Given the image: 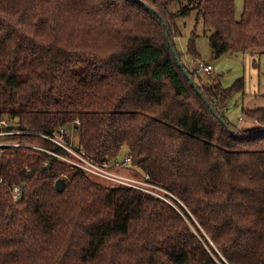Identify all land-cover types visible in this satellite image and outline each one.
<instances>
[{
    "label": "trees",
    "instance_id": "16d2710c",
    "mask_svg": "<svg viewBox=\"0 0 264 264\" xmlns=\"http://www.w3.org/2000/svg\"><path fill=\"white\" fill-rule=\"evenodd\" d=\"M176 1L0 0V120L14 131L0 136V264H264V106L243 108L254 128L232 123L245 79L224 86L183 61L200 56L195 34L176 47ZM195 3L214 55L264 52V0L239 18L236 0ZM61 127L99 162L126 149L174 204L65 178L49 150L67 151L47 137Z\"/></svg>",
    "mask_w": 264,
    "mask_h": 264
},
{
    "label": "rangeland",
    "instance_id": "374dc122",
    "mask_svg": "<svg viewBox=\"0 0 264 264\" xmlns=\"http://www.w3.org/2000/svg\"><path fill=\"white\" fill-rule=\"evenodd\" d=\"M236 4H237L236 11L238 16V13L243 11L244 0H236ZM186 8H188V11L185 10ZM170 9L174 13H177L176 22L181 31V34L175 37V43L178 51L180 53L185 52L183 51V49L187 48V43L189 41L190 36L192 34H195L196 48L199 53L200 59L206 63H212L214 66V69L208 74L206 71L200 70L202 72L201 75L203 76V78L219 76L224 86H230L240 77H245L246 75L245 73H247L246 62L251 65V53L250 52L234 53L228 51L219 57L214 55L212 46L210 44V35L212 32V28L205 26L202 17L199 15V8L196 5L195 0H192L190 2L189 0H177L176 2L170 5ZM262 53L263 52H260L259 54ZM193 59L194 57L192 58L186 53L183 54L184 62L186 61L188 63L189 61L195 67H197L198 63L195 62ZM261 72H262L261 73L262 76H261L260 88L258 90L259 94L255 95L254 92L250 93L249 89L245 90V93L238 92L233 98L229 100L227 104L229 117L232 123L236 124L238 127H240L242 123V121L239 120V117L241 115L245 117L244 118L245 123L248 121L247 117L249 116H247L244 113L243 111L244 107H256V106L264 105V54L262 56ZM245 89L247 88L245 87ZM230 113L232 114L231 116ZM6 121L9 125V121L7 119ZM3 129H8V126L5 127L0 125V131H2ZM68 134H70V136L72 137L73 143L77 144L78 135H79L78 131H76L73 127H69ZM0 136H4V134H0ZM125 153H126V149L123 150L121 158H124L126 156ZM75 169L77 168L72 166L71 168L68 169L66 173H64L63 176L69 179ZM116 171L122 173L123 175L132 176L137 179H141L143 175L149 174V173L143 174L142 170L138 166L133 165L132 163H130L128 166H124L119 169H116ZM91 177L98 180V182L102 184H106L109 186L118 185L116 184V182H114L111 179H106L98 176H91ZM153 182L155 184H158L155 181ZM159 192L161 196L164 197V198L162 197L163 199L174 204L173 202L165 198V195L168 193V190L162 188L161 190H159ZM211 244L213 243L211 242ZM222 258L224 260L223 262L218 260L220 264H230L223 256Z\"/></svg>",
    "mask_w": 264,
    "mask_h": 264
},
{
    "label": "built area",
    "instance_id": "2783aa9c",
    "mask_svg": "<svg viewBox=\"0 0 264 264\" xmlns=\"http://www.w3.org/2000/svg\"><path fill=\"white\" fill-rule=\"evenodd\" d=\"M193 60L198 63L196 68L199 71L204 70L206 72H211L213 70V65L211 63H206L200 58H194ZM0 125L7 127L8 123L6 119H1ZM12 132L14 131L3 129L2 131H0V134H8ZM67 132L68 130L65 127H61L58 131L52 133L51 135H47L48 138L65 148L67 154L53 152L51 150H49V152L53 153L65 162L69 163L71 167H76L77 169L82 170L89 176H98L106 179H111L118 185L121 184L123 186L134 187L145 192L151 193L153 195L159 196L161 198L163 197L161 196L159 190L164 187L155 184L149 174L143 175L141 179H137L132 176L123 175L122 173L116 171V169L128 166L131 163L130 156H125L124 158L119 159L115 162H99L94 158L90 157L84 148H77L71 142H69L65 137ZM1 144L3 143L0 142V145ZM22 186L23 185L21 184H16L12 187L11 192L14 200H17L19 198ZM165 198H167V196H165ZM168 200L171 201L170 199Z\"/></svg>",
    "mask_w": 264,
    "mask_h": 264
},
{
    "label": "crops",
    "instance_id": "0c3cea01",
    "mask_svg": "<svg viewBox=\"0 0 264 264\" xmlns=\"http://www.w3.org/2000/svg\"><path fill=\"white\" fill-rule=\"evenodd\" d=\"M241 12L238 13V16L239 17L241 16ZM236 15H237V11H236ZM183 51H185V49H183ZM263 54H264V52L262 54H259V53H253L252 54L251 53V65L246 62L247 73H245L246 75H245L244 79L246 78L245 79V87L247 89H245V90H248L249 89V92L250 93H253L254 92L255 95L259 94L258 93V90H259L260 84H261V76H262V74H261L262 73L261 72V62H262V56H263ZM213 69H214V66H213ZM207 73H210V72H207ZM227 104H226L225 113L229 117L228 109H227ZM261 106H264V105H261ZM256 107H260V106H256ZM246 108H254V107H246ZM231 115L232 114L230 113V116ZM244 118L245 117L242 116V115L239 117V120L242 121L241 126H240L242 128H245V129H247V128H254L257 125V123H258L255 119H252L250 117H247L248 118V121L245 123V119ZM229 119H230V117H229Z\"/></svg>",
    "mask_w": 264,
    "mask_h": 264
},
{
    "label": "water",
    "instance_id": "95a60500",
    "mask_svg": "<svg viewBox=\"0 0 264 264\" xmlns=\"http://www.w3.org/2000/svg\"><path fill=\"white\" fill-rule=\"evenodd\" d=\"M169 43H170L171 47L173 48V44H172V42H171L170 39H169ZM185 73H186V75L188 76V78L190 79L192 85H194V87H195L196 91L198 92V94H199L200 96L203 97V100L205 101V103H206L208 106H210L211 110H212L216 115H218V114L216 113L214 107H213V106L211 105V103L209 102V100H208L206 97L203 96L202 91H201V90L199 89V87L195 84L194 79L189 75L188 72H185ZM219 118H220V120H221L223 123H225L224 118H222L221 116H219ZM225 124H226V123H225ZM227 127L229 128V130H231V128H230L228 125H227ZM260 132H264V129H263L262 131L252 132V134H254V133H260ZM23 186H25V184H23ZM65 187H66V182H65L64 179H59V180L56 182V188H57V190L62 191Z\"/></svg>",
    "mask_w": 264,
    "mask_h": 264
}]
</instances>
